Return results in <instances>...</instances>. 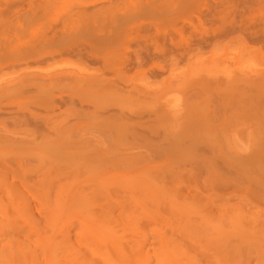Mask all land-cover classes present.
Listing matches in <instances>:
<instances>
[{
    "label": "bare ground",
    "instance_id": "bare-ground-1",
    "mask_svg": "<svg viewBox=\"0 0 264 264\" xmlns=\"http://www.w3.org/2000/svg\"><path fill=\"white\" fill-rule=\"evenodd\" d=\"M44 1L39 3L38 0H0V74L18 68L30 58L43 55L40 53L43 49L40 51L34 45L35 42L37 45L45 41L43 39L49 36L52 28L48 34L43 33L47 34L46 38L42 34V37H39L43 39L37 37L34 43L31 40L29 43L32 42L33 46L29 44L30 47L24 50L18 48L17 42L20 37L24 38L28 33L42 32L50 17L55 16L57 12L58 14L64 12L66 5L76 2V5L71 7L70 13L74 15L76 12L74 17L77 20L78 16L83 17H79L80 20L76 22L85 19L86 23L89 22L92 27L97 23L96 17L99 16L106 18V21L109 18L111 22L115 19L117 21L113 11L123 8L118 6L121 0L118 2L107 0L108 7L104 2V8L100 4L94 5L95 0ZM141 1L138 0V2ZM162 1L166 2V0ZM164 2L163 4H167ZM52 3L55 7L50 9ZM21 8L24 11L26 8L35 11L31 12L32 14L30 12L23 14L24 11L20 13ZM12 13L18 16L16 19L20 17L19 13L23 14L22 16L26 19L24 24L20 25ZM71 14L69 16L66 14L68 18L65 15L62 17L61 14L57 17L60 21L64 16L66 17L63 20L64 23L63 21L60 23L67 28L66 32L69 29L67 23L70 21H65ZM216 17H219L218 14ZM72 20L76 19L72 18ZM106 21H102V24ZM80 23L76 25L82 26ZM76 25L75 28L78 27ZM58 29L61 34L62 28ZM260 31L249 30V34L255 42L263 43L264 31L261 33ZM57 32L54 36L56 39L59 38L56 36ZM44 51L47 54L45 49ZM116 62L114 64H120ZM136 62L138 65L141 64L140 59ZM68 74H77V76L73 79H55L58 82L54 80V84L60 81V85H56L61 86L66 84V81L69 83L73 80L69 83L70 85L75 81L74 84L82 85V89L99 91V94L100 91L101 94L111 90L113 92L115 87L119 95L120 92L123 93L120 90L121 85L105 84L103 79L100 82L94 78H85L83 73L82 77H79L78 73H66ZM8 75L11 74H7V77H10ZM243 77L242 79L245 78ZM237 78L235 75L234 78L229 79L230 81L225 82L229 91L236 92L237 88L240 90L241 87L238 85L243 82H239ZM63 79L65 82L62 83ZM256 79L261 81V75ZM48 82V78L37 79L18 75L11 76L0 85V115H7L13 119L10 124L15 125L13 127L9 125L12 128L20 126L19 129H24L27 126L25 130H28L29 125L34 130L36 126L35 130L39 134L30 138L32 135H28L29 133L9 131L6 128L0 130V162L4 160L3 165L1 163L0 165L4 167V170L5 167L8 168L14 176L23 175L20 178V186L0 184V264H27L28 258L30 260L33 258L38 264H82V254L77 249L79 247L90 255H101L99 258L103 259L102 261L93 259L90 264H252L254 259L256 263L253 264H264V218L253 210L259 207L250 203L252 198L264 201L263 123H243L244 125L239 123L241 126L237 129L235 124L231 129L228 128L230 130L226 133L220 128L215 132H209L208 129L204 131L206 129L204 128L202 149L194 140L188 143L190 149L192 147L193 154L183 149V141L159 142L161 139L149 140L142 138L143 136L136 132L132 134L135 137L133 139L125 135L124 130L122 138L115 143L116 145L114 144L116 147L113 148L111 139L105 135V132H108L107 128H103L105 132L96 131L97 134L90 131L92 135H97L94 137L89 134L91 138H88V133H86L88 137L86 134V137L82 136L81 133L78 137V133H75L73 138L71 133L68 136H72V139H50L52 141L50 147L41 149L40 146L47 135L41 134L42 130L41 132L39 130L46 131L47 121L45 124L42 120L39 121L40 123H33L32 120L38 119L33 118L32 112L24 103L27 96L34 92L37 97L35 102L39 104V107H47V110L57 109L58 105H55L57 102L54 101L57 99L53 98V101L50 99L55 91V89L52 90L53 86L55 88L57 86ZM203 82L206 84L205 81ZM203 82H201L202 86L208 89L207 91L204 88L203 92L211 93L210 89H213L216 84L209 82L206 86ZM245 84L250 85L244 82V86ZM217 85L220 86V83ZM259 85L257 84L258 87ZM162 105L161 108H163ZM10 107L13 109L11 112ZM15 110H18L17 112L26 110L27 113H16ZM30 120L32 123L29 122ZM63 122H56V124L49 122V127L53 123L60 130L62 125L65 126ZM49 123L47 122L48 125ZM59 124L61 125L58 126ZM22 126L24 128H21ZM49 127L46 131L48 134ZM58 128L53 127L55 129L53 130L51 127L56 133L59 132ZM128 130L131 131L129 128L125 129V131ZM50 134L54 135L51 132ZM129 139L134 141L130 143ZM138 141L144 145H138ZM169 142L174 150L168 156L159 158L158 151L163 146L162 152L164 145ZM134 145L138 146L133 147ZM123 146L130 147H124L126 148L124 149ZM5 148L8 151L4 150ZM197 149H201L200 152ZM242 151L248 154L243 155ZM200 153L210 154V159H205L207 162L202 160L204 155ZM243 156H246L245 159L242 158ZM12 157L18 160V166ZM8 158H11V162H15L13 163L15 165L10 161L8 163ZM200 160H202V168L198 172L197 166L201 163ZM35 161L41 166L42 173L39 169L33 168L32 164ZM21 163L26 168L30 167L29 170L26 171ZM9 164L16 167L15 169L20 168L21 174L18 175V169L9 168L11 166ZM181 164L190 165L191 168L188 166L190 169H181ZM55 169L57 174L60 173L57 176L59 179H55L57 183L59 181V185L55 180L56 184L52 180L53 186L48 185L49 180H46L47 185L45 183L47 187L39 184L42 178L48 179L50 173L54 179ZM0 174L1 183V178L7 179L9 174H2V171ZM33 174L35 176L39 174L38 181H35L36 177L34 178ZM83 175L84 178L87 176L89 178L81 181ZM31 181L40 187L30 185ZM192 184H194L192 190L195 192L194 196L191 193L193 197H188L190 192L187 196L181 193V190L186 189L188 185L191 187ZM200 184H202L201 187ZM236 190L241 191L243 195L239 196L241 201L238 200L242 203L237 205L236 195L229 196L232 193L236 194ZM205 191H212L214 195L207 196L208 201L204 202L203 199L196 198ZM36 215H39L43 222H37ZM21 223L24 224L23 227ZM23 238L25 240H22ZM28 240H31V243H28Z\"/></svg>",
    "mask_w": 264,
    "mask_h": 264
},
{
    "label": "rangeland",
    "instance_id": "rangeland-1",
    "mask_svg": "<svg viewBox=\"0 0 264 264\" xmlns=\"http://www.w3.org/2000/svg\"><path fill=\"white\" fill-rule=\"evenodd\" d=\"M41 1L43 2L44 0H38L39 3H42ZM95 1L97 2L98 0ZM118 1L119 0H116V2ZM142 1L143 4L138 2V0H121L118 6L123 8L113 11L116 14L115 18H117V21L115 19L111 22V18L106 21V18L99 16L98 18L96 17L97 23L93 27L89 22L86 23L85 19L76 22L80 20L79 17L81 16H78L77 20V18L74 17L76 12L74 15L70 13L71 7H74L76 2L72 5L70 3L65 6L64 12H60L62 17L63 15L67 17L66 14H68V16L71 14L69 19L65 21H70L67 23L69 28L68 32H66L67 28H64L63 25V20L66 17L64 16L63 20H61L63 21L61 25V21L57 19L60 14L57 12L58 15L51 16V19H48L47 26L42 32L28 33L26 37L19 38L17 42L18 48L24 50V48L30 47L29 44L32 45L36 41H34V39L39 36L42 37L44 32L48 34V31L52 28L49 33L50 37L47 34V38L46 35L43 34L46 39L39 37L45 40L46 43L45 41H41L36 45L37 42H35L34 47L36 46L35 48L40 51L43 49V51L40 52L43 55L30 58L26 60V62L20 64L18 68L16 67L7 70L6 73L4 72L5 74H0V85L2 82L5 83L11 76H30L36 77L37 79L48 78V83L54 84L53 81L55 79H73L74 76H77L76 73L80 75L79 77H82L83 73V77L85 78H94L100 82L103 79L104 81H102L105 84H115L114 86L121 85L122 89L120 90L123 91V93L120 92L119 95L118 90H116L117 87H115L113 92L111 90L101 94L100 91L99 94V91H89L86 90V88L82 89V85L74 84L75 81L70 85L69 83L73 81L71 79L69 83L66 81V84H62L65 82L63 79L61 86H57L60 85V81L56 83L58 81L55 80L56 82L54 85L57 84L56 86L59 88L53 86L52 90L55 89V91L53 92V97L50 98L52 101L53 98L57 99L54 100L57 102L55 105H58V108L55 110H47V107L44 106L39 107V104L35 102L37 98L35 93H30L31 95L29 94L27 96V100L24 104L25 106L27 105L28 109L32 112L33 118H36L35 120L38 119L37 121L32 120L33 123L41 122V120L44 124L46 121L48 123L54 122L55 124L56 122L61 123L63 121V123H65V126L62 125L61 127L63 128L60 127V130L56 127L57 125L54 126L55 124L52 123V126L51 124L52 129L53 127H55V129L58 128L57 131L59 130V132L56 133L49 127L50 123L48 125L46 122V125L49 127L48 131L54 135H51L50 132L49 134L46 132L48 129L47 126V129L45 127L46 131H43L44 129L39 130V132L42 130L41 134L47 135V138L40 146L41 149L50 147L51 140H61L71 138L72 136L75 138L73 135L75 133H78V137L81 136L79 133L83 134L82 136L86 133L89 135L91 134L90 131L97 134L96 131L101 132L104 131L103 128H107L108 132L106 133L104 131L105 135L111 139L113 145L118 143L122 138L124 130L125 135L133 139L135 137H133L134 135L132 134L136 132L141 135V137L143 136L142 138L145 137L149 140L161 139L159 142H168L170 140L183 141V149L191 153L193 150L192 147L190 149V145L188 144L189 141L194 140L198 142L201 149L204 147V143H201L204 141V128H206L204 131L208 129L209 132H215L220 128L226 133L234 127L235 124L236 129L241 126L239 123L242 125H244L243 123L264 124V42H255L249 34V30H261L260 33L264 31V29H262L264 28V0H166L167 4H163L164 1L161 2V0ZM96 2L93 4H100L102 8L105 6L103 5L104 2L106 7H108L107 3H109L107 0H100L101 3L99 1L98 3ZM53 6L54 3L50 5V9L55 7ZM23 11L24 9L21 8L20 13H23ZM25 11L23 14L28 12L32 14L31 12L35 10L33 11L32 9L30 11L29 8H26ZM20 13L18 15L21 17L23 14L20 15ZM214 14L216 16L218 14L219 17L217 18ZM13 17L16 19L18 16L13 15ZM13 17L11 16L12 19ZM19 18L16 19L19 24H24V16ZM72 18L76 20H72ZM102 21H106L103 23L107 24H102ZM115 21L116 23H114ZM76 23H80L82 26H78ZM75 25L78 27L75 28ZM55 27L58 32V28H62V30L60 29L61 34L59 32L60 35L57 34L58 32L55 30ZM55 32H57L56 36H59L57 39L54 37ZM48 37L50 39H48ZM31 40H33V43L31 42L32 44L29 43ZM44 49L47 54H45ZM137 59L141 60L140 65L137 64ZM116 61L120 62V64H114ZM114 65H116V68H114ZM66 73L76 75H66ZM7 74H11L8 75L10 77H7ZM235 75L238 77L237 80L239 79V82H243L238 85V87H241L240 90L242 89V91L238 90L239 88H237L236 92L232 90L229 91L230 89H228L226 85V83L230 81L229 79L234 78ZM242 75H244L245 78ZM260 75L262 80L257 81L258 78L255 80V78ZM239 76H241V78H239ZM242 77L244 79H242ZM203 81H205L206 84ZM201 82L206 86H208L209 82L210 84L216 85L213 86V89L209 87L210 91H212L211 93H206L203 92L205 87L202 86ZM244 82L250 85L247 86L245 84L244 86ZM217 83H220V86H218ZM254 83L256 85H252ZM237 84L238 83H236V85ZM257 84H260L259 87ZM205 89H207V87ZM165 103L166 106H164ZM161 105L163 108H161ZM11 109L10 112L13 111V109ZM17 111L18 110H15L16 113H27L26 110ZM29 115L31 114L29 113ZM111 115H113V117H111ZM12 120L10 116L0 115V130L6 128L9 131L15 130L25 134L29 133L28 135H32L30 138H32L33 135H39L35 130L36 126L34 130L32 129L33 127L29 125L28 127L32 128H28V130H25L27 129L25 125L26 128L23 126L21 127L24 129H19L18 127L20 126L17 125V128H12L13 125H15L14 123L13 125L10 124ZM29 122H31V120ZM66 123L68 125H66ZM32 125L34 126L35 124ZM60 125L61 124L58 126ZM41 126L44 127L43 125ZM128 128L131 129V131H125V129ZM200 129L202 130L199 131ZM185 130L189 131V133ZM71 133L72 136H68V134L71 135ZM92 134L91 136H94ZM91 136L89 135L88 138H91ZM133 139H129V142L132 143L134 141ZM170 143L171 142L167 143L168 145H164L165 147L162 152L163 146L158 151L159 158H164L166 155L168 156L174 150ZM137 144L144 145V143L139 141ZM115 145L113 148L116 147ZM138 145H134L133 147ZM124 147L129 148L130 146H123V148ZM4 150L8 151L6 148ZM197 150L200 152L199 149ZM164 151L167 153L165 154ZM246 152H244L243 155L249 153ZM202 155H204L202 160L206 161L205 159H210V154ZM245 157L246 156H243L242 158L245 159ZM12 158L13 161H16L17 165L18 160L14 157ZM7 160L8 163H10L12 159L8 158ZM202 160H200V162ZM1 161L3 162L4 160ZM2 162H0L1 165H3ZM11 163L13 164L15 162ZM22 164L23 163H21V165ZM1 165L0 172L2 171V174L8 173L9 175L7 179L2 177V182L0 184L20 186V178L23 175L14 176L10 173L8 168L5 167L4 170V167ZM13 165L9 166V168H12ZM23 166L26 171L30 168L29 166V168H26L24 164ZM32 166H34V169H39L42 173V168L37 161H35ZM188 166L190 167V165H182L180 168L190 169L191 167L189 168ZM15 168L16 167H13L12 169H18ZM201 168L202 162L197 166L198 172ZM181 169L179 170L181 171ZM18 170V175H20V168ZM62 170L65 171V169ZM54 172L56 173V169ZM50 174L48 179L42 178L39 184H44V186H46V180H49L48 185H51L52 180L54 182L56 178V180L59 179V177H57L60 174L59 172L58 174H53L55 176L54 179H52V173ZM38 175H34V178H37H35V181L39 180ZM88 178L89 176L84 178L83 175V178L80 180L84 181ZM200 182L202 183V181ZM30 185L40 187L39 185H34L32 181ZM199 186L201 187L202 184ZM193 188L194 184H192L191 187L188 185L186 189L181 190V193L187 196L190 192L188 197H193L195 194L192 190ZM240 192L241 191L236 190V194H229L230 197L236 195V205L242 203H239V201H241L239 200V196H243ZM191 193H193V196ZM211 195H214L212 191H205L201 196L196 198L203 199L204 202L208 201L206 197ZM250 203L251 205L259 207L253 210L264 218V201H259L258 199L253 200L252 198V202ZM36 216H38L37 222H43L39 215ZM21 226L23 227L24 224L21 223ZM49 232L50 234L52 233L51 230ZM72 234L74 235L75 233L73 232ZM22 240H25V238ZM27 242L31 243V240ZM77 249H79L82 254V264H90L93 259L96 261L103 260L99 258L101 255H90L82 247ZM253 261L252 264L256 263L255 259ZM27 264H38V262L33 258H31V260L28 258Z\"/></svg>",
    "mask_w": 264,
    "mask_h": 264
}]
</instances>
